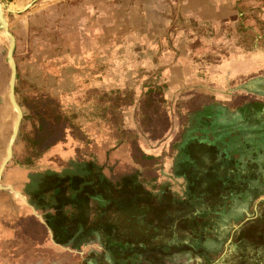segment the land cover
<instances>
[{
  "label": "crops",
  "instance_id": "1",
  "mask_svg": "<svg viewBox=\"0 0 264 264\" xmlns=\"http://www.w3.org/2000/svg\"><path fill=\"white\" fill-rule=\"evenodd\" d=\"M197 1L184 0L180 10H128V19L140 21L125 24L121 51L115 50V62L134 64L140 77L162 79L136 93V102L147 108H171L170 133L154 137L153 150H146L148 138H142L144 143L134 140L135 158L124 150L129 141L121 142L123 154L110 142L107 147L92 143L85 154L82 137L69 146L65 119L53 134H37V114L45 106L36 108L24 156L18 158L14 141L0 175V264H163L168 255L175 264L180 249L191 262L264 264V104L243 97L237 72L226 64L212 67L209 55L195 51V39L208 47L212 39L198 32L187 36V26L222 31L232 15ZM169 14L175 16L172 25ZM98 73L91 77L99 78ZM105 76L111 77L109 71ZM9 136L3 149L0 130V168ZM135 155V177L123 174L117 180L113 168L121 163L115 157L127 163ZM169 172L172 188L187 184L192 198L179 202L168 194L163 200L154 193L151 197L162 199L148 204L143 190H169L162 177ZM148 205L156 229L148 227ZM179 205L200 214L180 217ZM168 206L173 224L162 229ZM148 242L156 255L150 263Z\"/></svg>",
  "mask_w": 264,
  "mask_h": 264
},
{
  "label": "rangeland",
  "instance_id": "2",
  "mask_svg": "<svg viewBox=\"0 0 264 264\" xmlns=\"http://www.w3.org/2000/svg\"><path fill=\"white\" fill-rule=\"evenodd\" d=\"M183 1L0 0V10L14 37L12 56L16 65L15 99L22 111L18 134L14 140L15 150L19 152L18 158L24 156L25 137L35 130V110L44 106L50 115L60 113L64 117V134L71 136L72 140L69 146H74L75 141L81 137L83 141H87L83 143L85 154L92 143L107 147L110 142L122 148L121 142L129 141V144L125 143L129 148L125 147L124 150L128 154L132 152V156L136 151L135 139L148 138L149 148L146 150L150 151L157 145L153 141L154 137L169 135V119L172 113L170 106L159 105L158 110H155L147 108L143 101L136 102V93L139 90L143 87L145 89L149 84H156L161 78L144 73L140 77L137 69L134 70V64L115 62L114 55L117 48L121 51L120 46L123 44L124 34L127 33L124 30L125 24L134 22V19L140 21L138 16L128 19V10H142L143 7L146 10H160V7L163 10H180ZM203 1H210V4ZM202 5L208 8L212 6L211 10L217 7L231 10L232 15L227 17L229 22L222 27V31L207 26H187V36L198 32L202 37L212 39L209 47L195 39V51L201 49L202 54L209 55L212 58L210 66L226 64L227 70L237 72V82L242 88L239 90L243 97L264 104V0H202ZM171 16L172 25L175 16ZM171 16L169 14L168 18ZM180 25L179 23L176 28ZM162 34H169L171 38V32L163 31ZM8 43L7 36L0 29V130L3 132V149L17 118L15 109L9 103L10 66L6 57ZM97 70L100 77H91L92 71ZM107 71L111 76L109 78L105 76ZM109 89L111 91L108 92ZM220 101H223L222 97ZM161 106L164 109H160ZM56 129L57 126L54 130ZM181 134L183 133L180 132L179 135ZM55 136L60 134L57 132ZM143 140L141 141L144 143ZM120 150L123 154V149ZM90 151L88 149L87 154ZM135 156V161L131 159L127 163L120 156L115 157L116 163H121L119 167L115 165L113 168V172L118 169L115 172L117 180L123 174L135 177L139 167L136 163L137 155ZM103 158L102 155L100 160H105ZM109 172L112 174V170ZM162 177H166L164 184L170 189L156 192L143 190L147 194L148 204L154 205L162 199L151 197L154 193L162 194L163 200L168 194L179 202L192 198L187 184L181 183L172 188L170 172ZM171 209L169 206L164 208V212L169 215H166L168 219L163 218L164 222L159 224L162 229L173 224V219L170 218ZM177 210L180 217L191 214L198 217L200 214V211L191 206L179 205ZM172 211L174 212V208ZM154 220L155 216H150L149 213L147 221L151 229L156 226ZM153 244L148 242V246L152 248L151 255L147 256L148 263L154 262L156 258ZM181 251L180 249L177 258L175 257V264H204L197 260H186ZM170 256H163V264H172Z\"/></svg>",
  "mask_w": 264,
  "mask_h": 264
},
{
  "label": "water",
  "instance_id": "3",
  "mask_svg": "<svg viewBox=\"0 0 264 264\" xmlns=\"http://www.w3.org/2000/svg\"><path fill=\"white\" fill-rule=\"evenodd\" d=\"M0 29L6 33L8 35V50H7V60L8 62H11V66H10V77H9V83H8V89H9V103L12 107L16 108L17 110V120H16V128L14 129V131L12 132L9 141H8V149H7V156H6V160L4 161L3 166L0 168V170L2 168H4L5 164L10 160L11 158V154H12V145L14 143V140L18 134V130H19V126H20V122L22 119V111L21 108L19 107V105L16 102L15 99V80H16V65L12 56L13 53V48H14V37L12 36V34L10 33L9 29H8V25L6 23V20L3 16L2 11L0 10ZM2 172V171H1Z\"/></svg>",
  "mask_w": 264,
  "mask_h": 264
},
{
  "label": "trees",
  "instance_id": "4",
  "mask_svg": "<svg viewBox=\"0 0 264 264\" xmlns=\"http://www.w3.org/2000/svg\"><path fill=\"white\" fill-rule=\"evenodd\" d=\"M45 111H39L37 114L38 120L40 121L37 127V134H41L43 133V131H45L46 134L51 133L53 134L55 132V127L57 126L58 128L60 127V123L64 120V117L62 116V114L60 113H53L52 115H50L49 113H47ZM50 120L48 122H51V124H48L47 127H45V129L42 127V125L44 124L45 120ZM59 125V126H58ZM57 128V129H58ZM148 209V213H150L152 210L151 208H147ZM153 209V208H152ZM138 222V221H137ZM137 222H132V224L135 223V225L138 227L140 226V224H138Z\"/></svg>",
  "mask_w": 264,
  "mask_h": 264
},
{
  "label": "bare ground",
  "instance_id": "5",
  "mask_svg": "<svg viewBox=\"0 0 264 264\" xmlns=\"http://www.w3.org/2000/svg\"><path fill=\"white\" fill-rule=\"evenodd\" d=\"M2 31V30H1ZM3 32V31H2ZM3 34H5V36H7V38H8V35L6 34V33H4L3 32ZM8 64H9V66H11V62L9 61L8 62ZM9 91V90H8ZM14 108V107H13ZM15 109V111H16V113H17V110H16V108H14ZM16 120H17V118H16ZM16 128V122H15V126H14V129ZM14 129H13V131H14ZM8 149V148H7ZM4 164V163H3ZM3 166V165H2ZM3 170V168L0 170V175H1V171Z\"/></svg>",
  "mask_w": 264,
  "mask_h": 264
}]
</instances>
